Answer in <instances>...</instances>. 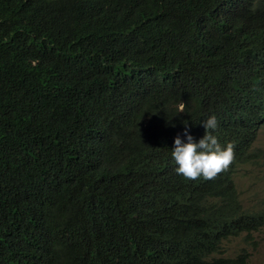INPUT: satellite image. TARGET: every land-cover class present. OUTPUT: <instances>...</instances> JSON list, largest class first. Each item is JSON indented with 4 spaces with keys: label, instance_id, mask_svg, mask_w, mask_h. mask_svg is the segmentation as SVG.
<instances>
[{
    "label": "trees",
    "instance_id": "trees-1",
    "mask_svg": "<svg viewBox=\"0 0 264 264\" xmlns=\"http://www.w3.org/2000/svg\"><path fill=\"white\" fill-rule=\"evenodd\" d=\"M210 115L233 165L185 179L169 151ZM262 127L264 0H0V264H48L67 238L78 264L253 241L264 200L233 174Z\"/></svg>",
    "mask_w": 264,
    "mask_h": 264
},
{
    "label": "clouds",
    "instance_id": "clouds-1",
    "mask_svg": "<svg viewBox=\"0 0 264 264\" xmlns=\"http://www.w3.org/2000/svg\"><path fill=\"white\" fill-rule=\"evenodd\" d=\"M210 46H212V50L216 52H224L223 49H219L215 45ZM185 109L184 103L179 102L176 113L184 112ZM218 127L219 122L217 117L215 115H210L203 121V128L205 130L203 137L199 139L198 142H194L193 137L187 130V125H185L184 136L187 142H182L180 136L177 135L174 139V147L169 151V162L176 168L175 171L178 175L188 180H197L201 177L205 180H212L215 179L218 174L228 171L232 167L235 158V145L229 142L226 146H221L217 136L214 135ZM250 154L252 157L254 156V153L250 152ZM252 157L250 159H252ZM258 162L259 161L256 160L239 165L233 175L236 174L240 167L258 164ZM253 200L264 199L256 195ZM257 239L256 232L253 241H244L241 236L231 237L223 241L217 249L213 248L207 261L209 264H241L236 260L240 256H245L243 264H249L250 255L246 247L255 245ZM77 242L78 241L72 242L71 238L61 240L54 247L46 249L44 260L48 264H78L73 257V251ZM63 244H66L65 247H63ZM172 251L178 256L174 264H200L197 260L193 259L185 249L177 244L172 245Z\"/></svg>",
    "mask_w": 264,
    "mask_h": 264
},
{
    "label": "rangeland",
    "instance_id": "rangeland-1",
    "mask_svg": "<svg viewBox=\"0 0 264 264\" xmlns=\"http://www.w3.org/2000/svg\"><path fill=\"white\" fill-rule=\"evenodd\" d=\"M250 152L254 153L252 159L258 160V164L240 167L233 175L240 198L245 202H251L256 195L264 199V127L258 131ZM256 236V244L246 247L249 264H264V227Z\"/></svg>",
    "mask_w": 264,
    "mask_h": 264
},
{
    "label": "bare ground",
    "instance_id": "bare-ground-1",
    "mask_svg": "<svg viewBox=\"0 0 264 264\" xmlns=\"http://www.w3.org/2000/svg\"><path fill=\"white\" fill-rule=\"evenodd\" d=\"M233 182H235V178L233 179ZM237 190V187H235V191Z\"/></svg>",
    "mask_w": 264,
    "mask_h": 264
}]
</instances>
